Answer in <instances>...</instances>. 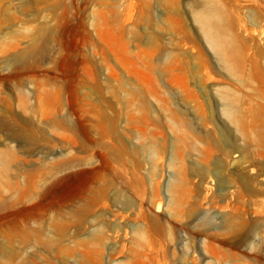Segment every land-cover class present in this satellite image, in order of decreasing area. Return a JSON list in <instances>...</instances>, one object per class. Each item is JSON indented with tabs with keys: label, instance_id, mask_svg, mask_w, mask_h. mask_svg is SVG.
I'll return each mask as SVG.
<instances>
[{
	"label": "rangeland",
	"instance_id": "374dc122",
	"mask_svg": "<svg viewBox=\"0 0 264 264\" xmlns=\"http://www.w3.org/2000/svg\"><path fill=\"white\" fill-rule=\"evenodd\" d=\"M0 264H264V0H0Z\"/></svg>",
	"mask_w": 264,
	"mask_h": 264
}]
</instances>
